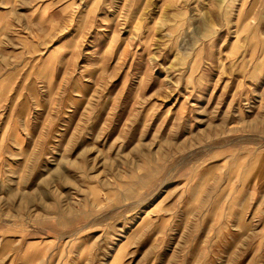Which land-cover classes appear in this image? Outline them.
Wrapping results in <instances>:
<instances>
[{
    "label": "rangeland",
    "instance_id": "1",
    "mask_svg": "<svg viewBox=\"0 0 264 264\" xmlns=\"http://www.w3.org/2000/svg\"><path fill=\"white\" fill-rule=\"evenodd\" d=\"M0 264H264V0H0Z\"/></svg>",
    "mask_w": 264,
    "mask_h": 264
},
{
    "label": "crops",
    "instance_id": "2",
    "mask_svg": "<svg viewBox=\"0 0 264 264\" xmlns=\"http://www.w3.org/2000/svg\"><path fill=\"white\" fill-rule=\"evenodd\" d=\"M12 10H14V9H12ZM10 11H11V10H9V12H8V11H6L5 13H7V14H8V13H10Z\"/></svg>",
    "mask_w": 264,
    "mask_h": 264
}]
</instances>
